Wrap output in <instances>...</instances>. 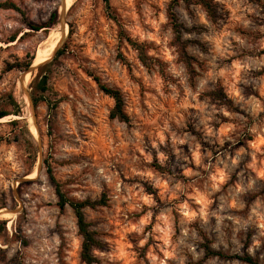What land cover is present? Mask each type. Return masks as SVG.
Instances as JSON below:
<instances>
[{
    "label": "rangeland",
    "instance_id": "1",
    "mask_svg": "<svg viewBox=\"0 0 264 264\" xmlns=\"http://www.w3.org/2000/svg\"><path fill=\"white\" fill-rule=\"evenodd\" d=\"M64 1L0 0L22 11L0 6V264H88L47 161L70 200H107L85 210L94 264H246L206 259V245L264 264V0H211L215 20L197 0ZM58 42L34 71H8ZM60 49L56 106L35 107L38 68ZM96 79L122 92L130 123L110 118Z\"/></svg>",
    "mask_w": 264,
    "mask_h": 264
},
{
    "label": "trees",
    "instance_id": "2",
    "mask_svg": "<svg viewBox=\"0 0 264 264\" xmlns=\"http://www.w3.org/2000/svg\"><path fill=\"white\" fill-rule=\"evenodd\" d=\"M105 1L107 3L108 8H110L109 0H105ZM196 3L205 8V10L207 11L208 15L211 17L212 20L217 19L218 17L217 9L211 0H197ZM0 6L4 9L16 10L22 13L21 9L14 3H4ZM170 16H171L174 32L183 46V44H186V43H182V40H181L182 33L186 31V29L179 22V19L175 13H172L171 11ZM55 19H56V15H53L52 21L47 26H44V27H40L34 24H30L29 26L33 31L39 32L44 28H50ZM128 42L138 52L139 59L143 63V65L147 68L153 67L154 60L151 59L146 53L145 46L138 44L136 42H133L130 39H128ZM191 43L200 46L201 49L204 50V46L198 43L197 41H193ZM183 52H185V56L187 58V64L191 68L192 67L191 61H194V58L189 57L186 54V49L184 46H183ZM64 53H65V50H62V49L58 50L52 61L44 63L39 66L38 68L39 74L35 78L33 82V86H32L33 88L32 94H33V101H34L35 107H38L43 102L48 103L50 110H52L56 106V104H52V102L48 98V95L51 93V87H50L51 68L54 62L57 61L61 56H63ZM33 60L34 58H31L29 61H26V62L9 65L8 71H12L14 69H21V70L27 71L33 65ZM96 81H98L99 87L104 92V94L112 98L115 102L114 108L112 109L111 114H110V118L118 119L121 122L130 123V118L125 112V100H124L122 92L117 89H113V88H110L102 84L99 81V79H96ZM213 95L218 97L219 99L224 98V95L219 92L214 93ZM19 112L20 110H18L16 114H19ZM8 115L9 113L5 111H1L0 119L5 118ZM46 165H47V171L49 174V179L51 183L53 184L56 194L59 198L58 206L62 210H64L66 207L69 206L76 215L78 232H79V235L83 238L82 254H81L82 259L88 264L98 263L97 257L94 256L92 252L94 248L96 247L101 248L103 244L101 243V241L98 240L97 233L92 229L91 223L87 221L85 210L87 208L94 209L97 207L106 206L107 204L106 198H103L97 201L86 200L83 202H76V201L70 200L64 193L62 189V185L56 180L55 175L53 173V169L51 168V165L49 164L48 161L46 162ZM205 257L206 259H211L214 257H219L222 259H237L246 264H259V262L256 259H254L251 255L246 254L244 256H240V255L229 256L224 253L214 251L209 245L205 246Z\"/></svg>",
    "mask_w": 264,
    "mask_h": 264
},
{
    "label": "bare ground",
    "instance_id": "3",
    "mask_svg": "<svg viewBox=\"0 0 264 264\" xmlns=\"http://www.w3.org/2000/svg\"><path fill=\"white\" fill-rule=\"evenodd\" d=\"M64 5H65V7L67 8V9H69L71 6H72V0H65L64 1ZM62 9H63V7H62ZM63 35H65L64 33H63ZM59 41V40H58ZM59 44V42L58 43H55L53 46H52V49L50 50V51H40L39 52V54H38V56H37V58H36V61H35V66L36 65H39V64H41V63H43V62H45L46 61V58L52 53V52H54L55 51V49L57 48V45ZM26 76V75H25ZM29 75H27L26 76V78L28 77ZM28 79V78H27ZM38 134V133H37ZM4 211H6V210H4ZM4 211H2L1 213H2V216L3 215H5V216H8L9 214H7L6 212H4ZM10 216V215H9ZM8 216V217H9Z\"/></svg>",
    "mask_w": 264,
    "mask_h": 264
},
{
    "label": "water",
    "instance_id": "4",
    "mask_svg": "<svg viewBox=\"0 0 264 264\" xmlns=\"http://www.w3.org/2000/svg\"><path fill=\"white\" fill-rule=\"evenodd\" d=\"M35 69H36V66L33 65V66L31 67V70L34 71Z\"/></svg>",
    "mask_w": 264,
    "mask_h": 264
}]
</instances>
